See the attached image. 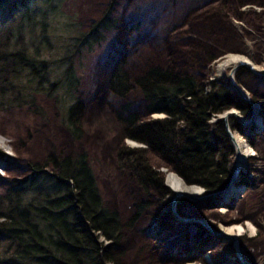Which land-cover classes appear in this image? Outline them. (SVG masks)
I'll use <instances>...</instances> for the list:
<instances>
[{
  "label": "rangeland",
  "instance_id": "rangeland-1",
  "mask_svg": "<svg viewBox=\"0 0 264 264\" xmlns=\"http://www.w3.org/2000/svg\"><path fill=\"white\" fill-rule=\"evenodd\" d=\"M15 1L0 0V27L14 16ZM111 1L62 0L58 3L59 0H52L56 6L52 5L54 11H47L45 20L53 44L58 41L59 45L62 35H66L62 28L67 22L74 23L80 31L90 30L111 6ZM112 16L118 20V26L104 31L99 41L93 42L90 48H82L81 54L75 57L86 106L85 132L81 140L76 141L64 123L70 100L61 90L38 94L37 110L29 107L0 109V138L6 141L0 144V195L6 193L12 180H24L32 175L33 165L45 163L50 155L86 152L106 204L116 209L123 221V238L116 251L120 264H242L233 240L214 234L201 222L175 219L172 211L175 191L167 181L172 166L159 160L155 162L164 174L165 184L174 192L167 199L149 197L128 171L119 167L113 111L123 100L110 91L108 83L114 66L122 58L127 60L133 77L148 65L175 64L200 82H229L234 66L226 67L222 74L218 65L230 53L245 56L264 73V0H116ZM131 25L134 27L130 32ZM26 41L29 43V38ZM53 53L56 52L45 58L52 60L56 56ZM250 74L239 75L236 71L235 78L245 94L259 103L260 120H263L258 125L252 122L246 126L236 116H231L229 123L236 121L243 127L255 129L249 142L239 128H232L252 150L238 174L250 177L253 184H240L238 175L236 185H240L234 186L229 196L227 193L212 198L202 196L219 190L208 191L197 185L203 190L200 196L193 200L182 197L177 211L186 218L205 219L222 234L228 228L223 225L226 222L245 223L246 228L238 237L240 250L252 264H264V79L255 77L252 71ZM128 99L144 119L164 115L149 113L138 89H134ZM231 110L237 111L236 108L226 109L212 116L211 121L216 122ZM230 141L234 145L231 138ZM125 143L132 147L143 145L132 139ZM236 153L234 147L232 172L237 166ZM27 196L30 198L31 194ZM146 202L148 205L139 213L138 204Z\"/></svg>",
  "mask_w": 264,
  "mask_h": 264
},
{
  "label": "trees",
  "instance_id": "trees-1",
  "mask_svg": "<svg viewBox=\"0 0 264 264\" xmlns=\"http://www.w3.org/2000/svg\"><path fill=\"white\" fill-rule=\"evenodd\" d=\"M15 2L14 16L0 27V109L37 110L38 94L61 90L70 100L64 123L72 137L81 140L86 106L75 57L82 48L99 41L104 31L118 26L112 16L116 0L88 31L76 29L71 22L64 24L66 35L59 45L48 36L45 20L47 11H54L52 0ZM133 27H129L130 32ZM51 52L56 56L48 61L45 55L51 56ZM237 72L251 75L249 69ZM108 85L123 100L113 111L117 163L149 197L167 199L174 193L165 184L156 160L172 166L168 173H178L187 185H200L208 191L229 186L234 147L225 121L211 119L230 108L248 117L253 112L252 104L232 90L230 82L203 83L175 64L148 65L133 77L122 58L114 66ZM134 89L143 95L149 113H163V117H140L128 99ZM230 124L252 141L253 127L236 121ZM128 139L143 145L129 146L125 143ZM241 180L240 184H253L248 176ZM146 205L139 203L138 212ZM122 238V218L106 204L86 152L52 154L45 163L33 165L32 175L12 180L6 193L0 195V264H120L116 251Z\"/></svg>",
  "mask_w": 264,
  "mask_h": 264
},
{
  "label": "water",
  "instance_id": "water-1",
  "mask_svg": "<svg viewBox=\"0 0 264 264\" xmlns=\"http://www.w3.org/2000/svg\"><path fill=\"white\" fill-rule=\"evenodd\" d=\"M241 66H245L247 67L248 69L252 70L255 74L257 75H260L262 77H264V74H262L261 72H258L255 70L253 64H251L249 61H242V63H240L239 65L233 67L231 69V72H230V82H231V87L237 91V93L239 94L240 97H242V99L248 101L249 103H251L253 105V113H252V116L250 117V119H248L247 117L245 116H242L241 114H233V113H230V114H227L228 111H226L225 114H223L222 117H219L220 118H223V120L225 121V125H226V130H227V133L228 135L230 136V138L232 139L233 141V144H235V133L232 132V129L230 128V123H229V118L231 116H236L237 119H239L243 125H247L249 126V123H252L254 122L255 118L257 117L258 113H259V109H260V105L258 102H256L255 100H253L250 96H248V94H245L244 90L242 89V87L238 84V82L236 81V78H235V73L237 71V69ZM237 110V109H236ZM238 111V110H237ZM218 120V119H217ZM250 121V122H249ZM237 156L236 158L238 159V153H236ZM238 175L239 174H235V170H234V175L230 181V184L228 186V188L226 189H222V190H219L218 192H214V193H208V194H205L203 195L202 197L204 198H212V197H217V196H222V195H226L231 189L232 187L235 186V183H236V178H238ZM192 185H195V184H192ZM182 197H187V198H190V199H196L198 197H193L191 196L190 194H183V193H178V192H175V195L173 197V200H172V211H173V214H174V217L176 219H178L179 221H185V222H194V221H197V222H201L204 226H206L209 230H211L214 234L216 235H219V236H225L227 237L228 239H231L234 241L235 243V249H236V252H237V255L238 257L240 258V261L242 262V264H252L249 260H247L241 250H240V247L238 245V241L237 239L234 237V236H227L225 234H222L218 231H215L208 223L205 219H199V218H195V217H190V218H186V217H182L180 216V214L178 213L177 211V203L178 201L182 198ZM201 197V198H202Z\"/></svg>",
  "mask_w": 264,
  "mask_h": 264
},
{
  "label": "bare ground",
  "instance_id": "bare-ground-1",
  "mask_svg": "<svg viewBox=\"0 0 264 264\" xmlns=\"http://www.w3.org/2000/svg\"><path fill=\"white\" fill-rule=\"evenodd\" d=\"M226 59L224 61H222L219 65H218V70L220 73L223 74V71L226 67L231 66V67H235L237 65H239L240 63H242V61H249L251 64H253L254 68L256 71H258L259 69L257 68V65L250 61L248 58H246L243 55H238V54H229L226 55ZM241 68H243L242 66L239 67L237 69L240 70ZM252 71V70H251ZM253 72V71H252ZM261 72V71H258ZM254 73V72H253ZM262 74H264L263 72H261ZM255 74V73H254ZM257 75V74H256ZM260 76V75H258ZM262 77V76H261ZM230 80V79H229ZM230 82V81H229ZM230 88L232 90H234L231 87V82H230ZM236 93L237 91L234 90ZM245 92V91H244ZM238 94V93H237ZM248 94V93H247ZM239 95V94H238ZM242 98V97H241ZM233 113L235 114H241L239 111H235V110H231L228 111L227 114ZM225 114V113H224ZM233 115V116H234ZM223 116V115H222ZM221 116V117H222ZM223 119V118H220ZM250 122V121H249ZM251 123H249L250 125ZM247 126V125H246ZM231 128V127H230ZM235 144L233 145L235 147V151L238 153V159H237V166L235 168V174H238L240 172V170L242 169V166L245 165L247 158L252 154V150L250 149V147L248 146V144H246V142L238 135L235 136ZM6 143L5 140L0 138V144ZM135 144V143H134ZM4 146V145H3ZM234 175V172L233 174ZM240 176V175H239ZM238 176V178H239ZM242 177V176H240ZM237 179V178H236ZM238 180V179H237ZM236 180V181H237ZM168 184L174 189L175 192L178 193H183V194H190L193 197H199L201 191L203 192L202 188H200L197 185H187L177 174L173 173V172H169L168 173ZM238 181H242L241 179H239ZM235 190L234 187H232V189L230 191ZM229 191V192H230ZM228 192L227 196L230 195V193ZM246 227H244V225H234L232 227H228L224 229V234L227 236H234L237 241H238V237L241 236V234H243L244 230Z\"/></svg>",
  "mask_w": 264,
  "mask_h": 264
},
{
  "label": "flooded vegetation",
  "instance_id": "flooded-vegetation-1",
  "mask_svg": "<svg viewBox=\"0 0 264 264\" xmlns=\"http://www.w3.org/2000/svg\"><path fill=\"white\" fill-rule=\"evenodd\" d=\"M243 68H245V70H248V68L247 67H245V66H242ZM250 70V69H249ZM251 71V70H250ZM256 75V74H255ZM258 76V75H257ZM261 77V76H260ZM264 114V113H263ZM263 120V119H262ZM176 219V218H175ZM237 258H239L238 257V255H237ZM240 259V258H239ZM240 261V260H239ZM240 263H242V262H240Z\"/></svg>",
  "mask_w": 264,
  "mask_h": 264
}]
</instances>
